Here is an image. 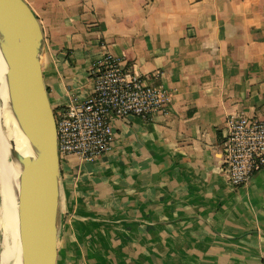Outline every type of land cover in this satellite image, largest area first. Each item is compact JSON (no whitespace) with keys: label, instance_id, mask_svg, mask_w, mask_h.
Returning a JSON list of instances; mask_svg holds the SVG:
<instances>
[{"label":"crops","instance_id":"1","mask_svg":"<svg viewBox=\"0 0 264 264\" xmlns=\"http://www.w3.org/2000/svg\"><path fill=\"white\" fill-rule=\"evenodd\" d=\"M45 38L54 108L82 102L106 51L172 93L113 120L100 158L61 160L57 264H264V168L223 173L229 114L264 118V0H24Z\"/></svg>","mask_w":264,"mask_h":264},{"label":"water","instance_id":"2","mask_svg":"<svg viewBox=\"0 0 264 264\" xmlns=\"http://www.w3.org/2000/svg\"><path fill=\"white\" fill-rule=\"evenodd\" d=\"M44 34L24 0H0V44L7 64L9 110L32 153L21 162L18 198L22 264H57L64 218L54 107L45 84Z\"/></svg>","mask_w":264,"mask_h":264},{"label":"built area","instance_id":"3","mask_svg":"<svg viewBox=\"0 0 264 264\" xmlns=\"http://www.w3.org/2000/svg\"><path fill=\"white\" fill-rule=\"evenodd\" d=\"M93 90L82 102L54 108L60 159L75 155L93 161L113 146L115 118L166 114L172 93L157 82L160 74L141 76L123 60L106 51L90 70ZM223 173L239 187L264 168V118L244 112L229 114L224 129Z\"/></svg>","mask_w":264,"mask_h":264},{"label":"bare ground","instance_id":"4","mask_svg":"<svg viewBox=\"0 0 264 264\" xmlns=\"http://www.w3.org/2000/svg\"><path fill=\"white\" fill-rule=\"evenodd\" d=\"M7 64L0 44V228L5 231L2 264H22L21 240L19 230L18 198L20 189L21 162L12 158L8 167L6 149L3 144L23 155L32 153L26 136L9 110V96L6 81ZM12 150V149H11ZM9 152V150H8Z\"/></svg>","mask_w":264,"mask_h":264},{"label":"rangeland","instance_id":"5","mask_svg":"<svg viewBox=\"0 0 264 264\" xmlns=\"http://www.w3.org/2000/svg\"><path fill=\"white\" fill-rule=\"evenodd\" d=\"M0 103L2 104L3 103V100L2 99H0ZM3 147H5V149H6V155H7V160H8V167H11V165L13 164L12 163V154H11V149H13V148H10V147H8L6 144H3ZM8 150H9V152H8ZM2 176H0V180H1V182L3 181L2 180ZM0 203H1V197H0ZM4 242H5V231H4V229L2 230L1 228H0V264H2V254H3V249H4Z\"/></svg>","mask_w":264,"mask_h":264}]
</instances>
